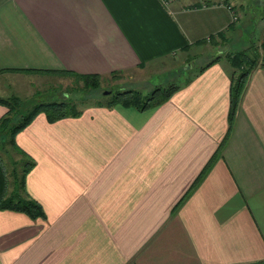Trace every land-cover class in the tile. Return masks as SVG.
<instances>
[{
	"label": "crops",
	"instance_id": "crops-1",
	"mask_svg": "<svg viewBox=\"0 0 264 264\" xmlns=\"http://www.w3.org/2000/svg\"><path fill=\"white\" fill-rule=\"evenodd\" d=\"M186 1L0 0V98L28 72L178 71L154 107L98 98L16 134L44 215L0 210V264H264V62L229 119L228 58L264 36V0Z\"/></svg>",
	"mask_w": 264,
	"mask_h": 264
},
{
	"label": "trees",
	"instance_id": "trees-1",
	"mask_svg": "<svg viewBox=\"0 0 264 264\" xmlns=\"http://www.w3.org/2000/svg\"><path fill=\"white\" fill-rule=\"evenodd\" d=\"M228 58L231 62V65L235 68L232 76L231 107L229 111V119H233L247 79L253 68L260 64V59L257 54L256 46L252 43L243 49L234 50L233 53L228 55ZM58 72L66 73L81 79L84 88L80 90L84 92L89 91L91 88H99L100 79L102 76H104L99 73H81L70 69ZM177 87L178 86L174 83L155 85L146 94L142 93L140 89L130 86L107 88L111 90V95L102 98L105 101L108 100L107 104L109 105L121 103L126 106L131 105L137 107L140 110H145L160 104L166 98L170 97ZM102 93L103 92L101 91V94ZM68 94L69 92H65V97L61 99H52L34 103L30 109L22 112L20 118L16 121L12 120V113L14 116V110L17 108V106H22L21 99L18 96L0 98V101L5 103L8 107V111L0 119L1 127L8 128V139L15 146V148L25 156L24 160H20L24 162V167L22 169L20 178L16 180L14 177V182L17 183V185H13L11 183L7 167L2 162L0 157V210H20L26 212L32 217L44 215V209L42 205L28 193L26 188L27 173L34 165V159L18 146L15 136L19 131L23 130L41 111H45L50 120L65 116H76L80 114L82 111L78 108V101H75L72 99V97H69ZM85 99V96L81 97V101ZM2 134H4L3 131ZM185 198L186 195L181 198L177 205L179 206Z\"/></svg>",
	"mask_w": 264,
	"mask_h": 264
},
{
	"label": "rangeland",
	"instance_id": "rangeland-1",
	"mask_svg": "<svg viewBox=\"0 0 264 264\" xmlns=\"http://www.w3.org/2000/svg\"><path fill=\"white\" fill-rule=\"evenodd\" d=\"M189 1V0H188ZM186 1V3L188 2ZM202 1L204 5H214L213 2H216V4H221L224 0H195L193 4L191 5L192 9L195 8V6H201L200 4L197 5ZM231 1V0H230ZM249 2L248 9L251 11L259 12L261 11V5L259 4L261 0H246ZM201 2V3H202ZM235 2V0H234ZM215 4V5H216ZM238 6V5H237ZM229 7V6H228ZM251 7V8H250ZM230 14L233 22H239L240 20H243L245 18L247 11H241L239 8L230 7ZM232 32V31H231ZM207 42L203 41L199 48H202L201 55H203V51L205 50V47H202L204 43ZM256 46L257 54L259 56L260 64L264 62V36L257 38L254 43H252ZM236 45L240 46L241 42L236 41ZM237 47V46H236ZM204 49V50H203ZM230 54V53H229ZM194 57V56H193ZM192 56H189L186 58V60L189 61L193 60L194 58H197L196 56L193 58ZM179 62V59H178ZM169 63V62H168ZM199 63L198 60L196 62ZM259 63V62H258ZM184 64V58L182 65ZM181 65V66H182ZM167 70H163L166 69ZM171 65L167 64L163 67L159 68V71H156L157 68L149 69L145 68V70L142 73H136L129 70L125 71H113L109 74H106L101 77L100 79V87L99 88H91L89 91H81L80 89L84 88L83 82L81 79L76 78L75 76L66 74V73H60V72H28L25 74L20 75V89L19 91V98L22 101V106H17V108L14 110V116L12 113V120L16 121L20 118L22 112L27 111L30 109L34 103H37L39 101H47L52 99H61L65 97V92H69V97H72L75 101H78V108L81 109V107H84L85 105L94 104L98 101V98L102 97H108L111 95V92L108 93H102L101 91L109 90L107 88H115V87H133L138 88L141 90L142 93L146 94L152 87L155 85H162V84H169L173 80H175L173 77L177 72H173L171 70ZM173 69V68H172ZM156 74V76H155ZM11 86L14 87V83H16L15 80H7L4 85V89H0V93H7V91L13 92V89L10 88ZM31 83L34 87L31 86ZM27 85L28 88H24L23 85ZM9 87V88H7ZM86 89V88H85ZM13 96H17L14 95ZM85 96L86 99L81 101V97ZM15 108V107H13ZM2 128V129H1ZM8 128L1 127L0 124V157L2 159V162L6 165L11 183L14 185L17 183L14 182V177L16 180L20 178V175L22 174L23 164L24 162L20 161L21 159L24 160V155L20 153L15 146L11 143V141L8 139L9 135L7 134ZM2 131L4 134H2ZM26 162V161H25Z\"/></svg>",
	"mask_w": 264,
	"mask_h": 264
},
{
	"label": "water",
	"instance_id": "water-1",
	"mask_svg": "<svg viewBox=\"0 0 264 264\" xmlns=\"http://www.w3.org/2000/svg\"><path fill=\"white\" fill-rule=\"evenodd\" d=\"M108 92H111V90H108V91H107V90H105V91H103V93H108Z\"/></svg>",
	"mask_w": 264,
	"mask_h": 264
}]
</instances>
